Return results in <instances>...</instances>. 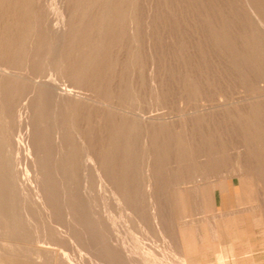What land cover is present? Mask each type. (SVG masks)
<instances>
[{
  "label": "rangeland",
  "instance_id": "374dc122",
  "mask_svg": "<svg viewBox=\"0 0 264 264\" xmlns=\"http://www.w3.org/2000/svg\"><path fill=\"white\" fill-rule=\"evenodd\" d=\"M0 264H264V0H0Z\"/></svg>",
  "mask_w": 264,
  "mask_h": 264
},
{
  "label": "crops",
  "instance_id": "0c3cea01",
  "mask_svg": "<svg viewBox=\"0 0 264 264\" xmlns=\"http://www.w3.org/2000/svg\"><path fill=\"white\" fill-rule=\"evenodd\" d=\"M228 189H231L230 184H228ZM220 190H221V193L223 194V190L221 189V187H220ZM233 196H231V195L230 196H227L226 199L228 198V200L230 201L231 200V197L233 198Z\"/></svg>",
  "mask_w": 264,
  "mask_h": 264
}]
</instances>
